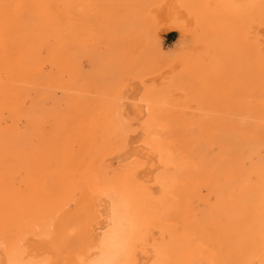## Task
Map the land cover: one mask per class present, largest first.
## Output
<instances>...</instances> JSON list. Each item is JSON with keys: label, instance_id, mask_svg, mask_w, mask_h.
<instances>
[{"label": "bare ground", "instance_id": "6f19581e", "mask_svg": "<svg viewBox=\"0 0 264 264\" xmlns=\"http://www.w3.org/2000/svg\"><path fill=\"white\" fill-rule=\"evenodd\" d=\"M0 264H264V0H0Z\"/></svg>", "mask_w": 264, "mask_h": 264}, {"label": "rangeland", "instance_id": "374dc122", "mask_svg": "<svg viewBox=\"0 0 264 264\" xmlns=\"http://www.w3.org/2000/svg\"><path fill=\"white\" fill-rule=\"evenodd\" d=\"M180 34L178 32H167L161 35L160 44H161V52H156L155 50L152 52H147L148 56L153 60L154 65L156 63H162V65L166 66L168 63L178 60V58L183 55L180 53ZM192 46V42L190 39H187L183 43V48L189 50ZM85 65V73L90 74L91 68H89V64L84 61Z\"/></svg>", "mask_w": 264, "mask_h": 264}]
</instances>
